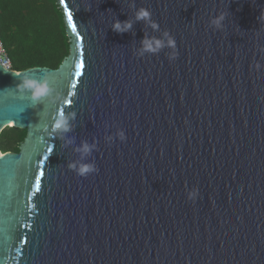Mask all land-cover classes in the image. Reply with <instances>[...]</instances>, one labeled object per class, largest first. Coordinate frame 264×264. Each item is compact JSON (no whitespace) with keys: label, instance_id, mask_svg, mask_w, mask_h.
I'll list each match as a JSON object with an SVG mask.
<instances>
[{"label":"water","instance_id":"water-1","mask_svg":"<svg viewBox=\"0 0 264 264\" xmlns=\"http://www.w3.org/2000/svg\"><path fill=\"white\" fill-rule=\"evenodd\" d=\"M58 4L60 66L0 64V133L27 129L19 152L0 150V264H264V0ZM165 31L175 60L139 55ZM26 76L52 91L33 99L16 88ZM68 113L69 131L50 136ZM85 141L98 171L82 177L68 164Z\"/></svg>","mask_w":264,"mask_h":264},{"label":"trees","instance_id":"trees-1","mask_svg":"<svg viewBox=\"0 0 264 264\" xmlns=\"http://www.w3.org/2000/svg\"><path fill=\"white\" fill-rule=\"evenodd\" d=\"M0 39L15 71L57 69L70 52L58 0H0ZM26 134L27 129L7 126L0 133V150L19 152Z\"/></svg>","mask_w":264,"mask_h":264},{"label":"clouds","instance_id":"clouds-1","mask_svg":"<svg viewBox=\"0 0 264 264\" xmlns=\"http://www.w3.org/2000/svg\"><path fill=\"white\" fill-rule=\"evenodd\" d=\"M151 12L149 9L141 7L136 12L137 20L146 21L154 30L159 29V24L151 19ZM225 19V14L221 13L218 16L212 18L210 20V24L216 28H220L223 20ZM132 27V22L129 20L119 21L116 20L112 24V28L116 32H126ZM170 48L172 51L168 54V59L175 60L178 56L177 45L175 38L167 31L163 33L162 37H145L142 41V48L139 50V55L143 56L144 53H152L156 54L163 48ZM257 69L261 68V65L257 63L255 65ZM16 88L20 89H28L31 90V95L33 99L39 100L40 98L50 94L52 89L45 83H38L35 79L24 77L22 83L17 84ZM74 113H68L67 115L58 114L54 120V123L51 126V131L48 133L50 136L54 135L56 132H67L70 129L69 117L73 116ZM117 136L121 141L126 139V135L124 130H118ZM109 140L112 138L109 137ZM95 148V144H89L86 141L82 143V145L76 149L81 154V159L79 161L69 162L68 168L74 170L79 176L86 177L90 173H94L98 171L97 165L94 162L86 161L84 158L91 154L92 150ZM199 192L197 188H193L188 192V199L195 201Z\"/></svg>","mask_w":264,"mask_h":264},{"label":"snow or ice","instance_id":"snow-or-ice-1","mask_svg":"<svg viewBox=\"0 0 264 264\" xmlns=\"http://www.w3.org/2000/svg\"><path fill=\"white\" fill-rule=\"evenodd\" d=\"M61 3H64V0H61ZM68 20H69L70 26H71V28H72V31L75 32L77 29H76L75 24L72 23V21H73V17H72V14H71L70 12L68 13ZM84 67H85V65H84L83 62L78 63V64L76 65L77 72L75 73V75H77V76H81V77H82V75H83L84 73H83L81 70H82ZM73 87H75V85H73ZM69 103H71V102L69 101ZM52 151H53V148H49V149H48V152H49V153H52ZM46 159H48V157H46ZM42 176H43V172H41V173L39 174V176L37 177V181H39V179H40ZM24 242L26 243L27 241L25 240Z\"/></svg>","mask_w":264,"mask_h":264},{"label":"built area","instance_id":"built-area-1","mask_svg":"<svg viewBox=\"0 0 264 264\" xmlns=\"http://www.w3.org/2000/svg\"><path fill=\"white\" fill-rule=\"evenodd\" d=\"M0 64L5 69L13 70L11 59H10V57L6 51V48L3 45V42L1 39H0Z\"/></svg>","mask_w":264,"mask_h":264}]
</instances>
